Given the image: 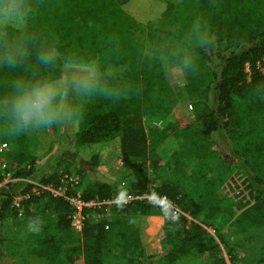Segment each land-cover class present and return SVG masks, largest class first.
Masks as SVG:
<instances>
[{"label": "trees", "instance_id": "16d2710c", "mask_svg": "<svg viewBox=\"0 0 264 264\" xmlns=\"http://www.w3.org/2000/svg\"><path fill=\"white\" fill-rule=\"evenodd\" d=\"M15 1L30 18L24 27L0 29V145L9 144L0 151V181L8 172L38 176L37 161L55 146L50 125L66 114L60 94L40 109L32 106L33 94L60 80L65 62L98 61L103 76L91 86L78 133L66 145L79 157L81 148L119 137L121 157L126 165L139 162L138 171L120 187L90 179L74 158L76 169L56 168L38 182L58 186L73 171L86 201L132 192L166 196L176 207L158 198L86 207L77 232L65 197L36 193L30 182L21 192L0 187V264L8 258L61 264L62 254L72 264H178L216 246L202 223L216 231L264 227V0ZM155 19L174 27L179 50L146 52L137 28ZM165 61L181 69L177 96L194 108L196 117L185 126L171 120L177 98ZM74 90L71 84L70 106ZM214 134L228 152L214 148ZM198 159L214 174L192 168ZM19 195H26L21 214L13 205ZM155 215L164 217V238L147 247L142 234Z\"/></svg>", "mask_w": 264, "mask_h": 264}, {"label": "rangeland", "instance_id": "374dc122", "mask_svg": "<svg viewBox=\"0 0 264 264\" xmlns=\"http://www.w3.org/2000/svg\"><path fill=\"white\" fill-rule=\"evenodd\" d=\"M142 8L146 7L142 6ZM29 18L28 7L20 5L15 0H5L0 3V29L7 25L24 27ZM172 31H174V27H162L157 19L139 21L136 38L144 44L146 52L150 54H153L157 50L176 52L182 47V41L172 37L170 34ZM164 65L167 81L173 89L174 96L177 98L171 114V120L177 122L180 126H185L192 122L196 116L194 108L189 107V102L183 98L178 99L177 96L181 88L179 80L181 69L171 61H165ZM102 76L103 73L99 69L98 61L81 64L65 62L63 64V77L33 94L32 106L36 109L42 108L55 95L60 94L59 106L61 107V111L63 110L66 114H63L64 117L58 119L54 125H50L49 132L55 140V146L47 156L37 161L36 165L40 174L28 179L20 177L8 178L5 174L4 179L0 181L3 183L2 187L9 186L12 189L15 188V191L21 192L26 189L27 182H38L44 173H50L56 168L63 170L66 166H69L73 170L76 169L78 163L74 161V158H78L79 164L87 171L90 179L104 181L109 184H120L122 178L123 180H127L130 175L138 171L140 163L137 161L127 165H120L119 157H121V150L119 137L111 140L109 148L101 147L100 149L93 150V153L92 150L86 149L92 145L83 147L79 152V157L73 156L68 147L69 144L66 145L67 141L74 139L77 135L79 129L78 117L81 109L87 100L91 86L99 81ZM71 84L75 89L76 95L70 106L68 104V92ZM62 136L67 137L66 143L58 145ZM211 139L214 148L221 151H229L226 140L220 134L212 135ZM91 153L93 156L89 160L87 155ZM0 164L2 166L5 164L4 155L0 159ZM191 167L197 170L201 176L209 177L214 174L210 171L209 163L205 160L198 159L192 163ZM105 174L112 177H105ZM186 216L188 221L202 223L201 217L194 218L189 214H186ZM202 224L215 236L216 246L203 256L187 258L178 264H264V227L251 228L245 232H237L232 229L216 231L211 226ZM163 238L164 217L162 215L152 216L142 234V242L145 246L150 247L159 243ZM60 258L61 264H72L63 257V254ZM13 262L14 259L12 258L6 260V264H13ZM78 262H82V259H79Z\"/></svg>", "mask_w": 264, "mask_h": 264}, {"label": "built area", "instance_id": "2783aa9c", "mask_svg": "<svg viewBox=\"0 0 264 264\" xmlns=\"http://www.w3.org/2000/svg\"><path fill=\"white\" fill-rule=\"evenodd\" d=\"M247 70L249 71V67L247 66ZM189 107L193 108L192 104L189 103ZM157 125L162 127L163 123L162 121L157 122ZM8 149V143L3 142L0 145V151H4ZM120 165H126V161L123 159V157H120L119 159ZM5 164L3 165V167ZM6 176L8 178H13L11 173L8 172L6 173ZM6 177V178H7ZM60 184L58 186H52V185H43L39 182H31L34 183L32 186V190L34 192H40L41 190H48L51 192L54 196H63L65 197L71 205L74 207L75 211L72 214V226L77 232L82 231L83 227V220L85 219V215L83 213L84 208L86 207H97L102 204H113V203H129L133 200L136 199H143V198H158L160 199L161 202L165 203L166 206L169 207H176L175 204L169 200L166 196H157V195H151V194H136L132 192H122L119 193L116 197L113 199H108V200H91V201H86L82 198L81 190H80V176L73 171L71 172H64L61 175L60 178ZM125 184L124 180L120 182V187H123ZM25 196L19 195L16 196L13 200V205L18 207L20 210V214L22 213V205L21 201L24 199Z\"/></svg>", "mask_w": 264, "mask_h": 264}, {"label": "crops", "instance_id": "0c3cea01", "mask_svg": "<svg viewBox=\"0 0 264 264\" xmlns=\"http://www.w3.org/2000/svg\"><path fill=\"white\" fill-rule=\"evenodd\" d=\"M111 143V140H108V141H104V142H100V143H97V144H94V145H92L91 147H88V148H86V149H90V150H92V153H93V150H95V149H100L101 147H103V148H109V144ZM92 153L89 155H87V158H89V160L90 159H92ZM108 153V152H107ZM108 155V154H107ZM86 157V156H85ZM119 159H120V157H119ZM106 175V174H105ZM105 177H108V178H111L112 176H110V175H106ZM122 180H123V178H122ZM106 181V180H105ZM3 186V183H1L0 182V186ZM1 186V187H2Z\"/></svg>", "mask_w": 264, "mask_h": 264}]
</instances>
